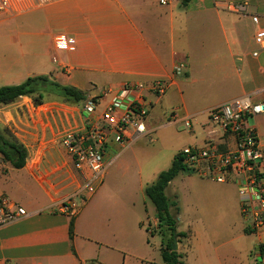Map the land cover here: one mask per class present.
<instances>
[{"label": "crops", "instance_id": "crops-1", "mask_svg": "<svg viewBox=\"0 0 264 264\" xmlns=\"http://www.w3.org/2000/svg\"><path fill=\"white\" fill-rule=\"evenodd\" d=\"M260 30H264V0H190L187 4L182 0H57L0 19V53L10 46V64L23 74L9 84L48 74L84 90V103L92 98L94 117L100 118L110 102L125 94L128 84L142 83L148 107L144 134L122 143L107 141L104 182L73 215L71 239L72 215L61 212L59 204L84 189L90 171L76 168L60 137L84 129V108L56 98L36 105L27 95L0 104V128H8L28 151L21 168L3 161L0 154V194L28 212L0 226V264H141L152 259L148 237L138 252L129 242L133 227L148 231L143 217L133 225L124 203L105 198L110 167L122 166L123 155L141 138L186 119L192 128L187 127L180 145L203 146L213 140L222 150L233 149L234 136L213 127L209 112L244 95L264 103V44L255 41ZM57 34L67 37V49L54 46ZM178 64H184L180 72ZM155 80L167 82L163 94L150 88ZM165 118L167 122H162ZM248 123L257 129L264 154V112L248 116ZM161 171L155 167L144 174L141 170L136 191L145 194L146 185ZM215 185L217 193L205 196L210 208L217 213L222 206L235 209L244 225L231 239L246 234L252 242L248 247L217 244L216 263L196 257L192 264H264L255 254L264 242V228L246 232L252 217L242 211L243 197L229 195L224 182ZM148 220L157 223L155 214H148Z\"/></svg>", "mask_w": 264, "mask_h": 264}, {"label": "built area", "instance_id": "built-area-1", "mask_svg": "<svg viewBox=\"0 0 264 264\" xmlns=\"http://www.w3.org/2000/svg\"><path fill=\"white\" fill-rule=\"evenodd\" d=\"M55 1L0 0V19L7 14L23 13ZM160 2L166 3L167 0ZM239 7L244 8V5ZM255 41L264 44V30L257 32ZM54 46L61 50L67 49L69 40L64 34H57ZM183 67L184 64H178L176 71L180 72ZM143 87L142 83L128 84L124 89L125 94L110 102L100 118L94 117L95 103L92 98L88 99L83 107L87 115L84 129L66 131L61 135L60 141L72 156L76 168L90 171L84 189L59 204L61 212L76 215L83 200L93 194L102 182L106 169V143L110 138L122 143L129 138L135 140L146 132L148 107L141 93ZM167 87L164 80H155L150 85L157 94H163ZM262 112L264 103L253 102L248 95L213 106L209 112L210 122L223 134L234 136L235 147L222 150L211 140L203 146L189 145L180 150L182 163L190 171L218 182H226L231 177L237 181L239 193L243 197L242 211L251 214V228L255 231L264 228V154L257 129L248 123V116ZM184 124L192 128L190 120H184ZM131 129L132 134L129 133ZM27 214L24 206L0 194V226Z\"/></svg>", "mask_w": 264, "mask_h": 264}, {"label": "rangeland", "instance_id": "rangeland-1", "mask_svg": "<svg viewBox=\"0 0 264 264\" xmlns=\"http://www.w3.org/2000/svg\"><path fill=\"white\" fill-rule=\"evenodd\" d=\"M6 49L5 53H0V86L23 78V74L18 73L17 68L10 64V51H8L10 46ZM68 104L82 106V108L84 106V102ZM162 122H167V118ZM187 130L188 128L183 122L159 128L157 129L158 132L148 134L123 155L120 162L125 163L122 166H119V163L112 165L110 167L111 175L106 176L105 198L124 203L123 205L129 209L126 215L131 223L133 221V225L138 217H143L145 220L148 231L146 229L139 231L133 227V233L129 238L130 246L134 252H138L139 248L145 246L143 243L147 237L151 243L149 247L151 246V257L153 258L144 259L142 262L140 261L141 264L164 263L162 257L163 235L155 228L157 223L148 220V214L153 216L156 213V208L146 194L136 191L137 175L141 170L146 174L155 167L162 170L169 168L174 159V154L177 153V148L182 147L181 149H183L187 146L180 145ZM174 145H177V148H173ZM103 180L102 182H104ZM234 181L231 178L224 182V185L229 187L227 189L229 195L234 194L238 197L240 193ZM218 183L216 180L202 177L195 172L182 171L172 180L167 190L169 199L171 202H175L177 206L176 208L173 206L172 209L174 212L177 211L178 231L190 233V237L183 238L180 236L179 241L177 238V249H174L173 244V249L181 253L184 264H192L196 257H208L212 263H216L217 254L214 247L217 244L235 243L244 244L248 247L252 242V236L246 234L231 239L232 236L238 235L242 225H244L241 214L238 215V218L236 217L235 209L230 205L227 206V209L222 206L221 212L217 213L216 209L210 208L205 196L206 194L217 193L215 190L217 185L215 184Z\"/></svg>", "mask_w": 264, "mask_h": 264}, {"label": "trees", "instance_id": "trees-1", "mask_svg": "<svg viewBox=\"0 0 264 264\" xmlns=\"http://www.w3.org/2000/svg\"><path fill=\"white\" fill-rule=\"evenodd\" d=\"M190 0H182L187 4ZM30 96L36 105L42 104L50 98H56L71 104H80L87 99V93L75 86L63 84L48 74H34L24 81L16 84L0 86V104H9L21 96ZM0 154L1 159L8 162L14 168H21L25 165L28 151L25 145L17 140L8 128H0ZM190 171L182 163L180 152H178L169 168L162 170L157 178L145 187L146 196L154 203L156 208L155 217L157 220L156 229L163 235L162 257L163 264H184L182 255L173 249L175 238L182 236L190 237L189 232L178 231L175 202H171L166 194V188L180 172ZM75 218L71 217L70 237L75 236ZM149 229V228H148ZM251 232V228H245ZM255 254L259 260H264V242L259 243Z\"/></svg>", "mask_w": 264, "mask_h": 264}, {"label": "water", "instance_id": "water-1", "mask_svg": "<svg viewBox=\"0 0 264 264\" xmlns=\"http://www.w3.org/2000/svg\"><path fill=\"white\" fill-rule=\"evenodd\" d=\"M177 244H178V241H177V238H175V240H174V249H177Z\"/></svg>", "mask_w": 264, "mask_h": 264}]
</instances>
